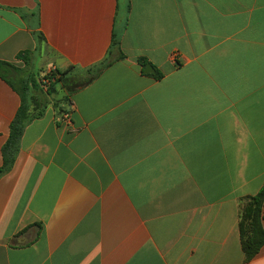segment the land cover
Wrapping results in <instances>:
<instances>
[{"label":"crops","instance_id":"1","mask_svg":"<svg viewBox=\"0 0 264 264\" xmlns=\"http://www.w3.org/2000/svg\"><path fill=\"white\" fill-rule=\"evenodd\" d=\"M108 57L0 175V264H264L240 236L264 185V0H0L12 76ZM21 104L0 75V169Z\"/></svg>","mask_w":264,"mask_h":264},{"label":"trees","instance_id":"2","mask_svg":"<svg viewBox=\"0 0 264 264\" xmlns=\"http://www.w3.org/2000/svg\"><path fill=\"white\" fill-rule=\"evenodd\" d=\"M119 44V38L114 35V47H118ZM120 57H123V55L121 54ZM17 58L28 65L31 60V51H23L18 54ZM112 63L113 60L111 57H108L100 66L90 69L87 72H75L74 67H70L66 70L52 69L41 77L39 81L34 80L33 82L35 83L30 85L33 90L42 94L38 97V101L35 100V106L32 103L35 98L33 96H27L29 90L28 80L13 82L11 80V72L16 70L15 67L9 63L0 62V75L16 89L22 97V104L10 126L9 138L3 147L4 165L0 169V175L9 170L14 164L16 155L20 149V141L23 132L32 120L43 115L44 108L49 104L47 96L57 94L60 90H64V98L53 102V104L56 106L63 103L71 105L72 101L70 97L74 94L76 89L89 85ZM139 63L145 68L148 62L145 59H140ZM154 72V74L150 75L157 78L162 77L157 70ZM43 79H47L50 82L45 93L43 91ZM73 85H77V87L75 88ZM66 89H70L68 93H66ZM32 106L40 109L38 111L34 109L30 110ZM246 201L247 203L243 204L241 212L240 236L242 249L245 254V262L248 263L259 253L264 245V185L257 195L249 197L245 202Z\"/></svg>","mask_w":264,"mask_h":264},{"label":"rangeland","instance_id":"3","mask_svg":"<svg viewBox=\"0 0 264 264\" xmlns=\"http://www.w3.org/2000/svg\"><path fill=\"white\" fill-rule=\"evenodd\" d=\"M16 76H12L11 75V79H12V81H14V82H20V81H23V80H28V83H29V85H28V87H29V90H28V93H27V96L28 97H31V96H33L35 99L33 100V104L36 106V104H35V102L36 101H38L39 100V98L38 97H40V95H42L41 93H39V92H37V91H35V90H33L32 88H31V84H34L35 82H33L34 80H36L37 81V79H39L40 77L39 76H37V71H36V69H30V70H27V71H22L21 73L19 72V71H16ZM47 74V73H46ZM45 75V74H44ZM43 75V76H44ZM42 76V77H43ZM44 81H47V84L45 85V83H44ZM49 80H47V79H43V91H44V93L46 92V90L48 89V86H49ZM22 84V83H21ZM23 85V84H22ZM75 85H73V87H74ZM77 87V85L75 86V88ZM32 89V90H31ZM69 90L70 89H66L65 91H66V93H68L69 92ZM63 93H64V91H63ZM64 96H65V93L64 94H62V93H57V94H54V95H51V96H47V101L49 102V104H51V103H53V102H55V101H58V100H61V99H63L64 98ZM38 99V100H37ZM36 100V101H35ZM32 104V105H33ZM34 106V107H35ZM33 106L30 108V110H32V109H34L35 111H38L40 108H37V107H35L34 108ZM69 115V114H68ZM247 203V201L246 202H244V204H246Z\"/></svg>","mask_w":264,"mask_h":264},{"label":"water","instance_id":"4","mask_svg":"<svg viewBox=\"0 0 264 264\" xmlns=\"http://www.w3.org/2000/svg\"><path fill=\"white\" fill-rule=\"evenodd\" d=\"M153 72H154V68L150 64H147L145 66L144 73L149 74V73H153Z\"/></svg>","mask_w":264,"mask_h":264},{"label":"built area","instance_id":"5","mask_svg":"<svg viewBox=\"0 0 264 264\" xmlns=\"http://www.w3.org/2000/svg\"><path fill=\"white\" fill-rule=\"evenodd\" d=\"M44 83H45V85H46V84H47V81H44ZM63 122H64L66 125H70V117H69V115H66V116L64 117Z\"/></svg>","mask_w":264,"mask_h":264}]
</instances>
